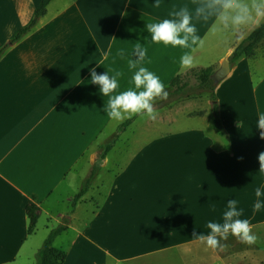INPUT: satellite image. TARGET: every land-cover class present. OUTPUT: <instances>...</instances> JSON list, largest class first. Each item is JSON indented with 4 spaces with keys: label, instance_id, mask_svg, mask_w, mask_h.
<instances>
[{
    "label": "crops",
    "instance_id": "1",
    "mask_svg": "<svg viewBox=\"0 0 264 264\" xmlns=\"http://www.w3.org/2000/svg\"><path fill=\"white\" fill-rule=\"evenodd\" d=\"M40 3L0 0V21L5 22L0 42L7 36L8 44L29 24L26 13L34 17ZM154 3L53 0L0 58V264H35L48 234L68 214L70 226L54 242L67 254L64 264H106L108 255L123 260L116 247L124 236L131 237L127 257L136 259L178 249L185 263L186 256H209L208 264H264V248L231 234L215 250L192 236L194 230L207 235L209 222L223 223L227 202L235 199L243 209L239 218L248 219L252 234L264 238V206L253 214L257 199L264 205V194L255 195L257 187L264 193L258 161L264 140L256 127L264 114V40L252 57L231 65L217 85L222 130L215 125L211 100V108L195 114L188 102L156 109L162 101L157 98L154 108L161 115L155 120L140 115L110 119L103 110L109 97L90 82L93 68L110 76L119 71L112 95L134 89L135 70H129L128 60L136 58L138 40L147 48L142 66L160 78L169 95L175 76L219 69L264 17H254L239 32L221 30L214 20L198 23L204 46L192 52L193 65L181 69L180 58L188 50L153 43L146 23L170 18L174 6L191 7V0H160L158 9ZM121 49L124 58L118 55ZM131 118L73 207L100 147ZM31 201L39 207V220L29 235Z\"/></svg>",
    "mask_w": 264,
    "mask_h": 264
},
{
    "label": "clouds",
    "instance_id": "2",
    "mask_svg": "<svg viewBox=\"0 0 264 264\" xmlns=\"http://www.w3.org/2000/svg\"><path fill=\"white\" fill-rule=\"evenodd\" d=\"M192 6L184 4L173 7L168 16L159 22L146 23V30L150 34L151 41L164 46L180 47L187 49L180 58L181 69L190 68L193 65L192 52L197 47L204 46V40L198 35V23H208L214 20L224 31L239 32L249 24L254 17H264V0H191ZM154 8H160V0H155ZM147 39V37H145ZM124 58V50L118 53ZM135 59L128 60L129 70H135L131 82L135 88H129L119 94L112 93L119 87L118 77L121 72L115 71L109 75L106 71L97 74L95 68L91 69L92 84L99 85L102 96L109 97L107 104H104V112L110 119L123 120L131 115L147 116L155 120L158 113L154 108V101L168 99V92L160 78L142 66L146 59L147 48L138 40L133 48ZM142 89V90H141ZM260 129L259 138L264 140V114H261L256 126ZM259 172H264V152L258 154ZM261 188L255 189L257 198L262 196ZM238 201L228 200L227 210L223 214V223L209 222L207 228L210 232L207 235L193 231L192 236L204 243L208 248H222L221 240L226 241L229 234L239 242L247 245L256 243L257 237L252 234V227L248 219H240L243 209H238ZM260 199L253 204V214L262 208Z\"/></svg>",
    "mask_w": 264,
    "mask_h": 264
},
{
    "label": "trees",
    "instance_id": "3",
    "mask_svg": "<svg viewBox=\"0 0 264 264\" xmlns=\"http://www.w3.org/2000/svg\"><path fill=\"white\" fill-rule=\"evenodd\" d=\"M53 0H41V3L36 10L33 21L27 27L21 28L13 36L11 41L4 47L0 48V58L4 54L5 50L12 44L20 40L27 32H29L38 22L40 17L46 14L47 7ZM264 40V22L256 28L246 39H244L234 50L229 57L230 64H235L238 60L243 57H252L258 48V45ZM215 69L213 67L193 69L186 72L185 74H179L175 76L171 81L172 92L168 95V99L162 100V104L172 103L178 101L181 98L189 97V88L191 85L188 82H184L186 76H193L195 79V85L197 93L209 92L212 103V109L215 118V125L218 129H224V125L221 118L219 100L216 94V88L218 83L213 79ZM134 121V118L126 120L119 128L118 133L114 136L110 143L102 145L99 150L98 162L92 167L89 175L84 179L80 192L76 195L73 201V207H76L78 201L88 191L92 185L94 179L102 168L103 161L106 158L108 152L115 146L122 132ZM28 217L30 219V225L28 229L29 235L34 234L37 230L39 220V207L34 201H31L26 208ZM71 214H68L63 219L62 223L57 227L53 228L45 239L43 245L38 250L36 255L35 264H64L67 259L66 252L56 248L54 242L56 238L66 231L70 226Z\"/></svg>",
    "mask_w": 264,
    "mask_h": 264
},
{
    "label": "rangeland",
    "instance_id": "4",
    "mask_svg": "<svg viewBox=\"0 0 264 264\" xmlns=\"http://www.w3.org/2000/svg\"><path fill=\"white\" fill-rule=\"evenodd\" d=\"M26 17H31L32 20L29 22V24H26L25 27L30 25V23L33 21L35 16L32 17V15L30 16V14L26 13L25 19H26ZM10 22L11 23L13 22V18L10 20ZM263 22H264V18H263L261 24ZM4 24H5V22L0 21V26H3ZM6 25L8 26L7 21H6ZM0 30H1V33L5 32V29H3V28H0ZM8 39L9 38H7V36H2L0 46H3L4 43ZM184 82H188L191 85V87L188 90L190 93V96L181 98L180 100H178V102H188V103L193 104L195 106L193 113H195V114L204 112L206 110V108H208V107L211 108V104L209 105V100H211L210 99V93L209 92H202L201 94H198L197 88L193 87L196 84L193 76H186ZM171 92H172V89H171L170 93ZM161 104H162V101L156 105V109L158 108L159 105L161 106ZM160 110H161V107H160ZM160 115H161V111H160V113H158L157 116H160ZM159 122H161V121H159ZM111 139L109 140L108 143L111 142ZM159 182H161V180ZM109 188H111V187H109ZM107 225L109 226V222L107 223ZM129 230H130V227L126 231H129ZM130 238H131L130 236H127V237L124 236L123 237V245H121V246L118 245L116 247L118 252L121 253L120 258H122L123 260H120L118 258L111 257L108 255L106 264H208V261H209V256H186V260L188 262L185 263V261H183V259L178 254V249H172V250H167V251H158V252L152 253L151 255L143 254L142 258H138V259H136V257H133V256L127 257L129 254H131L130 252L125 253V250H128V248L130 246V244H128L129 242H131ZM254 245H257L261 248H264V238H257L256 243H254Z\"/></svg>",
    "mask_w": 264,
    "mask_h": 264
},
{
    "label": "water",
    "instance_id": "5",
    "mask_svg": "<svg viewBox=\"0 0 264 264\" xmlns=\"http://www.w3.org/2000/svg\"><path fill=\"white\" fill-rule=\"evenodd\" d=\"M231 71V64L228 59H225L221 63V67L214 72L213 79L219 83L228 76Z\"/></svg>",
    "mask_w": 264,
    "mask_h": 264
}]
</instances>
